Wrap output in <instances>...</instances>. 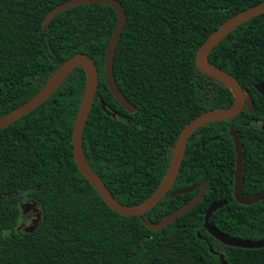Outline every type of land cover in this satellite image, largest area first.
<instances>
[{"label":"trees","instance_id":"16d2710c","mask_svg":"<svg viewBox=\"0 0 264 264\" xmlns=\"http://www.w3.org/2000/svg\"><path fill=\"white\" fill-rule=\"evenodd\" d=\"M65 1L0 0V118L40 91L72 55L89 54L99 85L83 135L85 156L120 202L138 204L165 177L183 127L235 100L227 84L198 68L199 47L228 18L264 0H119L127 22L114 73L133 112L105 76L116 10L81 4L44 25ZM209 60L238 78L253 108L197 128L173 187L142 215L113 210L74 160L73 129L87 87L82 66L44 103L0 129V264H264V246L227 244L211 232L264 239V200L247 205L234 196L233 138L237 131L243 142V192L257 194L264 190V96L255 87L264 83V12L222 38ZM102 101L118 116L108 115ZM201 181L207 190L194 208L163 229L148 225L200 190L172 195L176 189ZM26 198L42 209L33 231L19 229ZM215 202L222 204L207 217Z\"/></svg>","mask_w":264,"mask_h":264},{"label":"water","instance_id":"95a60500","mask_svg":"<svg viewBox=\"0 0 264 264\" xmlns=\"http://www.w3.org/2000/svg\"><path fill=\"white\" fill-rule=\"evenodd\" d=\"M100 2L112 6L118 15V22L109 41L108 48L105 55V76L110 90L115 95L116 99L122 104V106L130 111H135V105L124 95L121 91L116 76L114 73V58L117 46L121 39L122 32L127 22V14L119 0H67L61 4H58L52 8L45 17L44 25L49 24L52 19L60 12L66 9L87 3ZM264 12V1L257 3L249 8L238 12L232 17L223 22L216 30H214L207 39L201 44L197 51L196 62L200 70L206 72L210 76L219 79L227 84L233 91L235 100L226 107H217L209 109L190 120L181 130L178 135L173 156L170 166L167 170L165 177L163 178L157 189L144 201L127 205L120 202L106 185V183L100 178V176L89 165L83 145V135L87 120L89 118L91 109L93 107L95 96L99 85V71L95 60L89 54L84 52H77L68 58L60 67L54 72L52 77L48 80L46 85L33 95L30 99L14 108L5 116L0 118V129L9 126L24 115L28 114L48 98H50L57 89L63 84L66 78L74 72L78 66H82L87 75V87L85 94L76 116L74 129H73V156L74 160L80 170V172L86 177V179L92 184V186L100 193L105 202L116 212L124 216L142 215L146 211L154 208L160 200H162L167 193L173 187L177 176L179 174L183 159L186 153L189 138L193 132L202 125L207 124L212 120L229 119L240 114L246 106L253 108V100L248 95V92L242 86L238 78L232 73L224 70L209 60V54L216 44L222 40L229 32H231L236 26L242 22L253 18ZM256 89L264 96V83L259 82L255 85ZM103 110L112 117H117L118 113L111 111L106 103L102 101ZM261 128L264 130V122L261 123ZM233 138L235 142L236 151V167L234 178V196L235 199L242 204H254L261 200H264V190L248 196L243 192L244 182V149L243 142L240 134L237 131L233 132ZM196 189H200L199 192L190 199L186 204L182 205L170 214H167L161 221L148 225L154 230H160L167 227L172 221L176 220L190 209L194 208L204 197L207 190L206 182L201 181L191 186L176 189L172 195L184 194L192 192ZM222 202L213 203L208 211L207 217L218 208ZM148 220V218H146ZM147 222V221H146ZM211 232L222 242L227 244H236L242 246H264V239L259 241H246L233 237L225 236L216 229H212Z\"/></svg>","mask_w":264,"mask_h":264},{"label":"rangeland","instance_id":"374dc122","mask_svg":"<svg viewBox=\"0 0 264 264\" xmlns=\"http://www.w3.org/2000/svg\"><path fill=\"white\" fill-rule=\"evenodd\" d=\"M22 215L19 229L33 231L37 228L42 216V209L35 199L26 198L22 204Z\"/></svg>","mask_w":264,"mask_h":264}]
</instances>
